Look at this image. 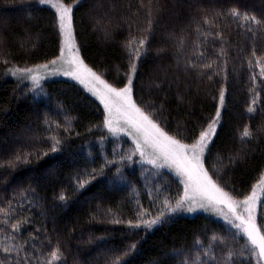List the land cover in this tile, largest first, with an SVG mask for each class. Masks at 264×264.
I'll return each instance as SVG.
<instances>
[{"label":"trees","instance_id":"trees-1","mask_svg":"<svg viewBox=\"0 0 264 264\" xmlns=\"http://www.w3.org/2000/svg\"><path fill=\"white\" fill-rule=\"evenodd\" d=\"M233 8L264 19V0H80L72 16L84 63L117 87L126 83L130 60L126 44L147 35L146 51L136 61L133 100L184 143H191L215 116L224 90L220 123L205 167L226 191L242 199L264 178V80L252 56L253 50L264 56V28L253 26L255 35L248 32V25L227 15ZM149 9L153 24L146 32ZM205 15L214 26L203 23ZM197 26L212 35L205 39ZM217 32L222 39L215 38ZM60 47L54 9L38 0H0V163L18 152L32 153L27 163L0 168V208L11 203L9 224L28 221L14 234V243L27 242L24 250L19 256L0 251V261L19 264L27 258V264H38L37 257L49 258L57 244L64 259L56 264H112L118 256L120 264H224L227 248L237 253L243 249V239L233 238L236 230L208 211L175 213L151 229L128 226V221H137L139 210L149 209L153 196L135 190L134 184L109 187L106 176L114 168L104 169L101 154L91 147L108 133L100 101L68 78L46 81L47 98L37 100L17 80L19 74L10 72L47 64L59 56ZM221 48L227 55H219ZM201 52L204 56H199ZM189 61L215 64L213 69L186 70ZM200 70L204 76L197 74ZM213 71L219 75L208 80ZM254 74L259 97L256 111L248 113L256 98L250 91ZM245 126L254 133L250 140H241ZM51 137L60 140L55 152ZM84 179L91 182L78 188L77 181ZM168 181L178 199L183 185L178 178ZM259 196L264 200V192ZM259 209L258 205L257 223L264 229ZM117 220L121 222H113ZM0 227L11 232L7 225ZM213 235L223 237L226 244L213 242ZM256 263L246 250L229 262Z\"/></svg>","mask_w":264,"mask_h":264},{"label":"snow or ice","instance_id":"snow-or-ice-1","mask_svg":"<svg viewBox=\"0 0 264 264\" xmlns=\"http://www.w3.org/2000/svg\"><path fill=\"white\" fill-rule=\"evenodd\" d=\"M38 2L55 9L58 32L61 37L60 54L56 59L51 60L47 64L32 68L10 69L11 74L14 76L18 74L26 76L32 81L34 89L40 87V81L45 76L63 75L77 81L103 105L105 112L104 126L109 133L113 136L123 134L131 138L134 149L126 156L121 157V160H131L134 155L138 154L141 158V163H147L155 169L167 168L174 171L175 175L179 178V182L183 185L182 196L175 199L174 202L165 198L160 210L155 215L147 209L139 210L137 221H128V226L131 228L144 227L151 229L156 225L164 223L166 217L172 214L180 212L195 213L198 210L208 211L211 209L222 216L228 225L236 230L233 233L234 239L240 237L244 241L243 249L238 253L230 247L227 248L224 264H229L237 254L244 256L245 250L249 258H256L257 264L264 262V229L258 226L257 223V206L259 205L261 215L264 216V200L260 199L256 191L259 188L261 192H264V178L260 179L250 194L244 195L242 199H237L231 192L226 191L224 187L214 180L212 175L209 174L208 168L205 167L206 153H210L209 145L216 133L217 125L220 123L221 108L224 105V90L220 91L219 107H217L215 116L205 128L199 131L191 143H184L182 139L169 135L165 128L161 126V123L154 117V114L146 112L133 100L132 84L137 71L136 61L146 51L147 35L142 38L133 37L126 44L130 57L128 72L125 74L126 83L123 87H117L88 67L80 56L73 30L72 16L73 7L75 4H79L80 0H74L73 4H65L63 0H38ZM149 2L151 3V0ZM217 15L222 16L224 14ZM227 15L243 21L244 24L248 25L247 31L253 35H255L253 26L264 28V19H258L255 15H250L246 12L241 13L236 8L231 9ZM148 17L146 32L152 30L153 12L151 9H149ZM203 23L214 26L213 20L209 19L207 15L204 16ZM242 26L244 25L242 24ZM196 31L201 33L205 39L212 35L210 32H201L199 26H197ZM215 38L222 39V34L217 32ZM180 44L181 46L183 45V40L180 41ZM197 48H199L198 44ZM219 55H227L226 50L221 48ZM199 56H204V53H199ZM252 56L255 57L257 66L260 67L259 76L264 80V64L261 63L264 60V56H257L255 50L252 51ZM4 62L7 63L6 60ZM214 64L215 61L204 62L202 64L189 61L186 64V70L213 69ZM249 66H252L251 59L249 60ZM203 70L198 71L197 74L204 76L205 72ZM213 75H219V72H211L207 75V79L211 80ZM252 80L253 88L250 91L255 92L256 98L252 100V103L247 108L248 113L256 111L255 105L259 97V92L256 91L257 77L255 74L252 76ZM57 127H60V125L57 124ZM68 130L66 127L65 131ZM253 137V131L248 126H245L241 133V140L245 138L250 140ZM50 139L53 141L51 151L55 152L58 150L60 140L56 137H51ZM30 155L32 153L18 152L6 163H0V168L5 166L15 168L18 163H27ZM112 163H116V161L106 160L105 166ZM119 171L117 169L118 174ZM90 182L88 179H84L82 182L78 180L77 186L78 188H83ZM59 199L64 201L66 197L64 194H61ZM12 215L13 211L10 202L7 208H0V216L4 217L3 220H0V224L11 228V232L5 233L4 228L0 227V234L4 236L3 240H0V251L8 255L15 253L19 256L27 242L14 243L17 240V236L14 234L19 233L22 225L27 224L28 221L27 219L16 220L9 224V219ZM113 222L120 223L121 221L117 220ZM32 239H35V237H32ZM212 241L226 244L223 237L216 235L212 236ZM197 243L199 244L200 242L197 241ZM135 247V244L130 245V249H134ZM205 254L207 255L208 253ZM63 259L64 255L58 244L49 253V258L40 259L37 257L38 264H56V262ZM120 260L121 257L118 256L114 258L112 264H120ZM0 264H4V261H0ZM19 264H27V258L19 262Z\"/></svg>","mask_w":264,"mask_h":264},{"label":"rangeland","instance_id":"rangeland-1","mask_svg":"<svg viewBox=\"0 0 264 264\" xmlns=\"http://www.w3.org/2000/svg\"><path fill=\"white\" fill-rule=\"evenodd\" d=\"M56 78H68L72 80L70 77H66L63 75L45 76V78L40 81V87L35 89L32 81L28 79L26 76L19 75V78H17V80L22 85L28 87L29 94H31L35 99L40 100L47 98V92L45 90V82ZM107 132L108 133L106 134V136L98 138L97 141L92 142L91 147H95L96 152L97 153L99 152L101 154V158L103 160L101 164L103 165L102 167L104 169L109 166L114 168L111 175L106 176L109 187L113 188L115 186H119L122 188H129V186L134 184L137 187L135 190L138 191L140 188L146 190L153 196V203L148 209V211L151 212L153 215L157 214V212L160 210L162 202L165 198H168L174 202L175 201L174 197L177 196V193L172 192L170 181H168L169 177L178 178L175 175L174 171H171L167 168L155 169L147 163H141L140 162L141 158L138 154L134 155L131 160H127V159L121 160V157L126 156L127 154L132 152V150L134 149V144L132 143L131 138L126 135L121 134L119 136H113L111 133H109L108 130ZM96 144H99V146ZM106 160L116 161V163H112L105 166ZM117 169L120 170L119 174L117 173ZM256 191L258 195L261 194L259 188H257ZM136 199L139 200L138 197H136ZM198 211H204V210H198ZM182 213L191 214L187 212H182ZM205 213L212 215L218 219L220 218L223 219L222 216L217 215V213L211 209H209L208 212ZM261 264H264V262H261Z\"/></svg>","mask_w":264,"mask_h":264},{"label":"bare ground","instance_id":"bare-ground-1","mask_svg":"<svg viewBox=\"0 0 264 264\" xmlns=\"http://www.w3.org/2000/svg\"><path fill=\"white\" fill-rule=\"evenodd\" d=\"M14 78V77H13ZM172 185V184H171ZM138 196V195H137ZM260 210V209H259Z\"/></svg>","mask_w":264,"mask_h":264}]
</instances>
